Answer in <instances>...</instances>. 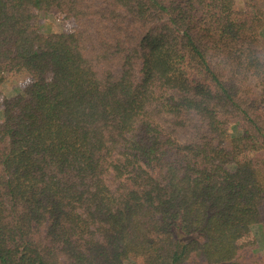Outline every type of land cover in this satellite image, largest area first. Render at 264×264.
Wrapping results in <instances>:
<instances>
[{
  "label": "trees",
  "instance_id": "obj_1",
  "mask_svg": "<svg viewBox=\"0 0 264 264\" xmlns=\"http://www.w3.org/2000/svg\"><path fill=\"white\" fill-rule=\"evenodd\" d=\"M263 29L264 0H0V264H264Z\"/></svg>",
  "mask_w": 264,
  "mask_h": 264
},
{
  "label": "rangeland",
  "instance_id": "obj_2",
  "mask_svg": "<svg viewBox=\"0 0 264 264\" xmlns=\"http://www.w3.org/2000/svg\"><path fill=\"white\" fill-rule=\"evenodd\" d=\"M44 23L45 24H41V27H42V30L44 32H48V31H52V32H60L62 31V28H63V25L62 23L54 20L50 15L47 16L45 19H44ZM262 38L264 39V29L262 30ZM3 93L7 96H12L16 93V85L12 84V83H9V82H5V83H2L0 85ZM259 234V233H257ZM258 240L260 241L261 240V237L263 236L264 237V228H262V231L260 233V235H258ZM262 237V239H263ZM263 243L262 242H259V249H262L263 248Z\"/></svg>",
  "mask_w": 264,
  "mask_h": 264
}]
</instances>
